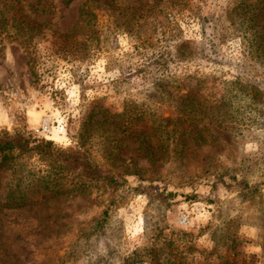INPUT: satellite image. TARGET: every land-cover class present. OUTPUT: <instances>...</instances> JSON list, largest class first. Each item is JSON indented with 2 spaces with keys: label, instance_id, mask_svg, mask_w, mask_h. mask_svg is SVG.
I'll return each instance as SVG.
<instances>
[{
  "label": "rangeland",
  "instance_id": "1",
  "mask_svg": "<svg viewBox=\"0 0 264 264\" xmlns=\"http://www.w3.org/2000/svg\"><path fill=\"white\" fill-rule=\"evenodd\" d=\"M4 4L0 133L88 150L120 186L70 171L83 191L0 210V264H121L152 246L188 264H264V0L246 23L247 0H16V37ZM127 117L170 135L148 148L118 129Z\"/></svg>",
  "mask_w": 264,
  "mask_h": 264
},
{
  "label": "trees",
  "instance_id": "2",
  "mask_svg": "<svg viewBox=\"0 0 264 264\" xmlns=\"http://www.w3.org/2000/svg\"><path fill=\"white\" fill-rule=\"evenodd\" d=\"M247 1L251 4H247L243 8L247 11V15H244V23L249 18L248 15H255L252 12L253 8L258 7V0ZM15 3L16 0H5L4 4L8 8L7 13L11 14L9 19L13 21L11 27L14 28V32L10 33L12 37H16L24 32V28L20 27V18L16 16L20 8L17 10ZM11 10L13 11L11 12ZM90 16L92 15L89 9L82 10L81 19L83 22L90 23ZM4 22L0 18V29L5 28ZM178 109L179 113H181V118H184L186 121L187 119H194L199 115V113L197 114L198 110L196 106L193 105ZM125 115L127 113L123 112L116 114L114 118L120 120L121 118H125ZM163 120L165 121L162 123L167 125V121L170 119ZM100 122L97 121L95 123ZM118 129L122 133L124 132L126 136L137 133L142 142L147 144L148 148L152 146V142L156 138L161 142V138L164 140L170 135V131L167 130L166 132H157L155 123L150 122V120L140 121L134 117H127L125 124ZM114 130L115 128L112 129V131ZM174 130L175 134H177L174 139H178L177 144H180V130L177 129L176 125L174 126ZM0 156V210L22 208L72 191H83L82 187L84 184L74 183L70 187L66 186L64 178H66V173L70 171H75L79 178L84 177L88 181L100 184L113 191H116L120 186L115 173L111 169L103 168L95 162V159L88 150H82L81 148L64 150L55 146L51 141L38 140L27 136L21 131L14 135H9L6 132L0 133ZM34 156L38 157L39 162H44V164L42 163V167L37 166L32 161ZM113 203L114 201H112ZM155 248V246H152L151 248L134 251L121 264H137L143 261L149 264H188L186 260L180 259V256L176 258V256L170 255L160 258Z\"/></svg>",
  "mask_w": 264,
  "mask_h": 264
},
{
  "label": "built area",
  "instance_id": "3",
  "mask_svg": "<svg viewBox=\"0 0 264 264\" xmlns=\"http://www.w3.org/2000/svg\"><path fill=\"white\" fill-rule=\"evenodd\" d=\"M53 127L51 125V120L47 117H44L41 121V124L35 130L36 133L42 137H49L53 133Z\"/></svg>",
  "mask_w": 264,
  "mask_h": 264
}]
</instances>
